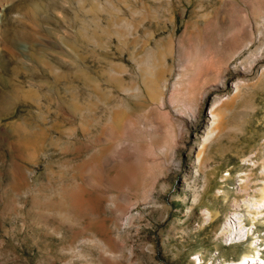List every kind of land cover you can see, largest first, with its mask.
I'll return each instance as SVG.
<instances>
[{
    "label": "rangeland",
    "instance_id": "1",
    "mask_svg": "<svg viewBox=\"0 0 264 264\" xmlns=\"http://www.w3.org/2000/svg\"><path fill=\"white\" fill-rule=\"evenodd\" d=\"M263 185L264 0H0V264L264 263Z\"/></svg>",
    "mask_w": 264,
    "mask_h": 264
},
{
    "label": "bare ground",
    "instance_id": "2",
    "mask_svg": "<svg viewBox=\"0 0 264 264\" xmlns=\"http://www.w3.org/2000/svg\"><path fill=\"white\" fill-rule=\"evenodd\" d=\"M32 12V11H31ZM211 25V24H209ZM207 26V25H206ZM20 31V30H19ZM33 32V31H32ZM219 32V31H218ZM35 34V33H34ZM221 34V33H220ZM218 35V34H217ZM30 36V35H29ZM236 36V35H235ZM235 36H223L221 39H220V43H218L216 46L214 44H212V40L210 39L211 37V34H208V36H204L205 37V46H207L208 49H212V53L213 55H215V50H217L218 48H227L225 45L227 43H234L236 41V38ZM215 37V35H214ZM221 37V36H220ZM31 38V37H30ZM34 38V37H33ZM182 39L186 42L188 40L187 37H182ZM218 39V37H217ZM214 40V38H213ZM219 41V40H217ZM249 43V42H248ZM241 44V43H240ZM24 46V44H22ZM243 45V44H242ZM247 45L244 44V46ZM12 47V46H11ZM243 47V46H242ZM241 47V48H242ZM240 48V49H241ZM241 51V50H240ZM239 51V52H240ZM11 53V52H10ZM205 57L207 54H204ZM222 62V61H221ZM225 63V62H224ZM208 65V64H207ZM203 66V65H202ZM205 66V65H204ZM228 68V67H227ZM161 70V69H158V71ZM157 71V72H158ZM164 71V70H163ZM83 71H77L76 73V76L81 79V80H84V73H82ZM162 72V71H161ZM159 72V73H161ZM203 75H208L211 73V70L208 68V67H205L203 69V71H201ZM186 73V72H185ZM160 75V74H159ZM155 76V75H154ZM157 76V75H156ZM161 77V76H160ZM205 77V76H204ZM142 84L144 85L145 89H146V92L148 93V95L150 96H154L156 95L157 93V89H158V81L157 79H142ZM139 94V93H138ZM46 100V99H45ZM216 114V113H215ZM122 115L121 112H118L117 113V116L118 118H120V116ZM211 115L214 116V113L213 111H211ZM212 129H210L209 131H211ZM208 131V132H209ZM208 132L206 134H208ZM250 205L254 206V208H257L259 207L260 205H264V185L263 187L260 188V195L259 197H255L253 198L252 202L250 203ZM257 213V212H255ZM209 214V213H207ZM208 216V215H207ZM235 218L237 219V225H234V227L232 225H227L229 228L226 229L228 231V234L226 232H224L225 234H227V237L226 240L228 239L229 241H232L233 239H241L244 237V227L242 226L241 224V221L239 219V217L237 215H235ZM226 223V222H224ZM234 223V222H233ZM224 225V224H223ZM248 230V229H247ZM245 239V238H243ZM228 241V242H229ZM256 241V240H255ZM237 242V241H236ZM240 242V241H239ZM254 241H250V246H254ZM259 250L257 248H254V252L252 254H248V253H243L242 255H240L237 259H234V260H231V261H228L226 262L225 264H264L263 263V260H261L258 255H259Z\"/></svg>",
    "mask_w": 264,
    "mask_h": 264
}]
</instances>
